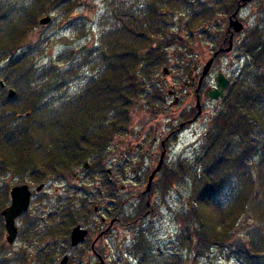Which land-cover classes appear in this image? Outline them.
<instances>
[{"label":"trees","instance_id":"1","mask_svg":"<svg viewBox=\"0 0 264 264\" xmlns=\"http://www.w3.org/2000/svg\"><path fill=\"white\" fill-rule=\"evenodd\" d=\"M36 1L17 10L0 0V81L16 91L11 98L0 86V173H56L88 159L91 170L105 165L110 142L130 129L134 106L151 114L163 106L165 92L156 74L170 64L169 48L176 46L175 57L181 60L201 57L207 53L204 40L212 42L209 52H214L225 32L212 22L218 14H232L241 0H151L143 11H122L119 27L102 36L101 73L88 77L75 95L61 97L58 105L50 94L62 93L87 62L71 60L69 71L52 64L38 73L28 63L29 53H18L20 42L49 11V3L52 10L63 2L62 11L69 12V2L87 1ZM258 9L264 16V0ZM209 24L216 32H208ZM243 35L233 52L245 62L229 74L225 97L195 157L167 164L154 182L161 200L172 187L190 183L184 208L174 211L180 232L170 248L162 249L150 237L151 222L141 229L128 249L140 264H185L184 250L194 254L193 264H221L210 257L215 251L242 264H264V21L249 25ZM192 62L181 72L188 73ZM48 77L54 79L38 85Z\"/></svg>","mask_w":264,"mask_h":264},{"label":"flooded vegetation","instance_id":"2","mask_svg":"<svg viewBox=\"0 0 264 264\" xmlns=\"http://www.w3.org/2000/svg\"><path fill=\"white\" fill-rule=\"evenodd\" d=\"M227 15L212 22L214 26L221 25L225 32L218 48L229 45L231 31ZM214 28L210 27L208 32H216ZM241 36L239 33L234 34V46L244 38V35ZM65 61L70 63L69 60ZM200 71V66L195 65L183 85L176 87V84H172L169 87L175 92L173 95L178 98V103L186 102L184 114L181 112L179 115L192 113L193 101L190 98L194 96L197 101L199 96L202 111L210 118V125L214 109H204L203 104L206 101L219 104L220 100L209 98L216 84H208L207 76L200 82ZM164 78L158 79L159 87L163 86ZM1 88L6 89V84ZM75 93L53 92L57 99ZM188 106L190 108L187 109ZM196 113L197 110L190 118L179 120L175 127L156 129L151 137L150 134H140V138L127 140L120 146L115 136L108 146L105 165L95 170H91L93 162L88 159L75 169L56 173L22 170L1 172L0 264H60L64 258L67 259L66 264H95L101 259L105 264H126L123 259L134 256L128 249L135 244L139 231L146 229L149 219L158 214L160 191L153 186L160 171L171 164L168 159L172 143L190 124L189 121L196 122L204 116L203 113L200 116ZM163 152L164 162L151 188L147 190L149 177L159 164ZM22 185H27L31 192L29 206L15 218L17 232L10 242L3 211L12 204V189ZM49 185L54 186L51 192ZM78 226L87 233L83 241L73 244L72 231Z\"/></svg>","mask_w":264,"mask_h":264},{"label":"rangeland","instance_id":"3","mask_svg":"<svg viewBox=\"0 0 264 264\" xmlns=\"http://www.w3.org/2000/svg\"><path fill=\"white\" fill-rule=\"evenodd\" d=\"M33 1L35 2V0H6V3L13 4L14 8L18 10L21 7L30 5ZM195 1L197 3L208 2V0ZM262 1L263 0H254L240 10L239 18L247 26L261 23L262 20L264 21V16L258 9L259 4ZM36 2L46 3L45 0H37ZM150 2L151 0H90L81 3L78 1L77 4L69 2L68 5L71 7V11L69 12L62 11L64 5L63 2L60 3L58 8H53L52 10L51 4L49 3V11L43 13L40 18L45 15H51V22L47 25L37 23V26L35 25L25 39L22 40L23 42H20L22 50L20 49L21 51L18 53H21L23 50L27 51L30 56L28 63L35 64L38 73H42L41 68L48 67L52 64L58 65L62 71H65L67 69L70 70V65L72 63H78V60L87 62L86 64H81L78 77H72L71 81L66 85L67 87L61 90L63 94L75 93L88 83V77L99 75V73H101L100 55L105 40H102V36L104 37V35L112 29L119 27L120 23L118 22V15L127 9L137 12L143 11L147 8ZM217 16L221 18L225 15L218 14ZM174 26L178 27L177 24ZM210 27H212V25L209 24L207 29H210ZM197 32L198 30L195 29V33ZM201 43L204 45L207 53L203 55L200 54L202 58L197 55H191V59H193L192 66L199 65L200 70H202L206 62L209 60L211 53L209 52V49L213 46L211 41L206 42L202 40ZM177 51L176 46L169 48L171 62L166 65L170 70L169 74H162L161 71L163 67L159 69L160 71L156 74V78L165 77L162 83L163 86L161 87V90L165 92V94H163V106L159 111L156 109V111H158L157 114H151L146 109H143L141 105H135L132 111V123L130 129L127 134H120L117 137L118 146L122 145V143L127 140L140 138V134L147 133L150 134L149 137H151L152 132L156 129H168L171 126L173 127L178 124V121L180 120L179 118L181 117L178 113H184L186 102L182 101L177 105H173L172 101H174V98L166 93V89L169 86L171 87L172 84H176V87L183 85L182 83L188 78L189 72H181V70H183L182 67L185 66V63L191 62V59L189 56H186L182 60L175 57ZM61 56L63 58H61ZM237 57V54L232 52L218 58L206 78L207 83L213 85L215 83V78L220 71L229 75L234 70H239L245 60L244 58L238 60ZM64 59L69 61L72 60V63H67ZM6 63L7 61L4 60L1 65H6ZM48 79L52 80L54 77L42 78V81H39L38 85L41 83L44 84ZM155 87L159 88L157 86ZM8 88L13 87L7 86L6 90ZM183 89L188 88L183 87ZM58 91L59 90L55 92ZM50 95L56 97L53 93ZM190 99L193 101L191 106L194 107L196 103L195 97L193 96ZM58 100L60 99H57L56 97L54 104L58 105L61 102ZM203 105L204 109H209L210 107L215 109L218 102L206 101ZM175 108H177V110H175ZM188 108H190V106H188L187 109ZM165 109L166 112L163 111ZM170 113L171 115H169ZM177 114L179 116L175 117ZM167 115L170 116L168 119H166ZM203 115L204 116L196 122L188 124L178 135L177 140L172 143L168 159L171 164L180 158L191 160L195 157L209 126L208 122L210 118L207 117L206 113H203ZM162 176L163 175H161V178ZM159 177L160 175L158 178ZM189 187V182L177 185L174 188L172 187L167 194L166 199L161 200L160 207L158 202V214L156 217L150 218L148 221L152 223L151 225L153 228L150 237L153 242L159 244L162 249L170 248L172 241L175 240L176 235L180 232V226L174 219V211L184 208L190 193ZM48 188H50L51 192V189H53L54 186L52 187L49 185ZM182 253L186 256L185 264L194 263V254L192 252L190 253L189 251L184 250ZM210 257L221 264H242L235 257L228 259L226 253L221 254L218 251H215ZM123 261L126 264H137L134 256H131L130 258L126 256ZM205 261H208V259H202V262Z\"/></svg>","mask_w":264,"mask_h":264},{"label":"water","instance_id":"4","mask_svg":"<svg viewBox=\"0 0 264 264\" xmlns=\"http://www.w3.org/2000/svg\"><path fill=\"white\" fill-rule=\"evenodd\" d=\"M80 1H90V0H80ZM249 1H251V0H242L237 5L236 11L232 15H230V17H229V30L231 31V36H230L229 45L226 48L221 47L220 49H218L214 53V55L206 62L205 66L202 69L200 82L209 74V72H210V70L214 64L215 58L221 52H231L232 51L234 34L241 33L246 29V26L244 25V23L239 19L238 13H239V10L243 6H245ZM51 20H52L51 15H46L39 20V23L42 25H47L51 22ZM163 73L168 74L169 69L167 67H165L163 69ZM215 82H216V87H215V89H213L209 93V98L210 99L223 98L225 90L229 84V79L226 77V75L223 72H220L216 76ZM0 84H1V86L4 85V83L2 81L0 82ZM14 94H15V91L13 89H9V96L12 97V96H14ZM169 94H174V91L169 90ZM177 103H178V98L175 97L173 104H177ZM196 107L198 108L197 115H200L202 113V106H201V100H200L199 96L197 98ZM164 155H165V152L162 153L161 160H160L159 164L153 170V172L151 173V175L149 177L147 190H149L151 188L152 182H153L156 174L161 169V166L164 162ZM87 163L88 162H86V167L88 168L89 165ZM30 196H31V192L29 191V188L27 185L16 186L11 191L12 204L3 211V214H4L5 219H6V227H7L8 233H9L8 238H9L10 242H12L14 240V238L16 236V232H17V228L15 225V218L18 215H20L22 212L27 210V208L29 206ZM86 233H87V231L82 229L80 226L76 227L72 231V236H71L72 243L78 244L79 242L83 241L85 239ZM66 262H67V259L64 258L60 264H66ZM95 264H105V262L103 259H101L99 262H97Z\"/></svg>","mask_w":264,"mask_h":264}]
</instances>
